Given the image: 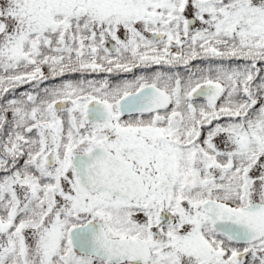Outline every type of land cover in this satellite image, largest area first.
<instances>
[{"label": "snow or ice", "instance_id": "snow-or-ice-1", "mask_svg": "<svg viewBox=\"0 0 264 264\" xmlns=\"http://www.w3.org/2000/svg\"><path fill=\"white\" fill-rule=\"evenodd\" d=\"M0 264H264V0H0Z\"/></svg>", "mask_w": 264, "mask_h": 264}]
</instances>
